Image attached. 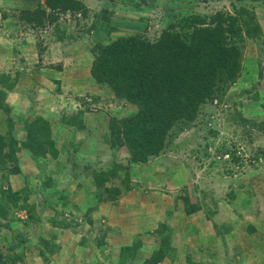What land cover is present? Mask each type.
I'll return each instance as SVG.
<instances>
[{
	"label": "rangeland",
	"instance_id": "374dc122",
	"mask_svg": "<svg viewBox=\"0 0 264 264\" xmlns=\"http://www.w3.org/2000/svg\"><path fill=\"white\" fill-rule=\"evenodd\" d=\"M242 5L262 33L235 39L237 79L196 120L176 123L159 155L131 163L128 148L113 144L110 122L138 107L94 80L98 47L134 34L155 40L169 26L187 36L195 17L211 24L216 13L238 14ZM58 7L0 0V78H9L0 83L8 95L0 108L4 117L17 108L20 141L24 121L56 123L63 149L56 161L22 149L18 174L12 161L0 165V202L13 219L11 227L0 222L1 264H155L164 247L157 264H264V0H66ZM61 64L67 80L52 95ZM2 189L19 190L22 207L13 208ZM21 237L30 241L11 250Z\"/></svg>",
	"mask_w": 264,
	"mask_h": 264
},
{
	"label": "trees",
	"instance_id": "16d2710c",
	"mask_svg": "<svg viewBox=\"0 0 264 264\" xmlns=\"http://www.w3.org/2000/svg\"><path fill=\"white\" fill-rule=\"evenodd\" d=\"M63 2L66 0H46L53 9L59 8ZM242 12L249 14L243 22ZM195 19L197 24L187 36L169 26L155 40L134 34L121 36L98 47L91 66L92 77L98 83H108L117 97L138 107L135 114L110 122L115 135L113 144L128 148L131 163H147L164 149L167 135L176 123L196 120L201 106L226 83L234 82L242 71L241 45L235 39L242 37L243 32L249 35L262 33L256 14L245 5L241 6L238 14L216 13L211 24H206L201 16ZM231 37L234 39L230 41ZM7 79L1 76L0 83ZM0 93V102H3L7 95ZM24 124L26 137L22 141L15 133L14 121H8L6 134L0 132V165L12 161L14 174L22 172L18 152L24 148L37 157L47 158V153L53 157L59 155L49 120L37 116L33 121H24ZM5 147H8L7 152ZM115 173L111 170L105 174ZM95 177L97 185L101 186L103 176L95 174ZM120 192L115 188L112 197ZM2 194L13 203V208L22 207L17 205L21 199L20 191L2 189ZM3 203L0 202V219L5 220L4 226L11 227V211ZM16 232L21 235L18 229ZM19 239L10 245L11 250L28 241ZM165 249H161L159 254L156 252L155 264L158 262L156 259L163 257ZM16 260L17 257L13 259Z\"/></svg>",
	"mask_w": 264,
	"mask_h": 264
},
{
	"label": "crops",
	"instance_id": "0c3cea01",
	"mask_svg": "<svg viewBox=\"0 0 264 264\" xmlns=\"http://www.w3.org/2000/svg\"><path fill=\"white\" fill-rule=\"evenodd\" d=\"M63 68H64V66L61 64V66H60V70H59V74H57V75H54L53 74V76L51 77V78H54L53 79V81H52V87L51 86H49L50 88H52L53 89V92H55V93H52V95H56V87H58L57 86V83L59 82V83H61V84H65V82H66V80H67V76H65L66 77V79H64V76L62 75V74H64V75H66V73L63 71ZM40 72V71H39ZM39 72H37V73H39ZM48 73H51L50 71H48ZM42 74V75H41ZM39 73V75L41 76L40 77V81H41V83H43L44 82V84L46 83V84H48V85H50V78H48V79H45V74H46V72H42V73ZM47 76V75H46ZM59 85V84H58ZM36 91H39V89H37V90H35V92ZM19 96H21V95H19ZM7 97H8V95H7ZM7 102H9L8 101V99H7ZM4 108H0V123H4V128H3V126H1L0 127V132L1 133H6L7 131H8V121L9 120H11V121H18V120H16V116L18 115V111H17V108H11V111H10V113H5V117H4V115H3V112H2V110H3ZM13 110V111H12ZM15 112V113H14ZM9 119V120H8ZM53 123H55V122H53ZM73 126H75V125H73ZM58 127H57V124L55 123V124H53V132H54V134H55V140H56V145H57V147L59 148V155H58V157H54L53 159L56 161V160H58V158L63 154V149H62V145H61V140H62V138L61 137H58V133H59V129H57ZM75 128H78V126H75ZM73 144H75V142L74 141H72L71 142V145H73ZM78 146V143H77V145H76V147ZM23 172H24V169H23ZM14 191H19V190H14ZM3 202H5V201H3ZM9 217H10V214H9ZM0 221H4L5 222V220L4 219H0ZM7 221V220H6ZM6 227V226H5ZM30 240L28 239V241L27 242H25V243H28ZM18 249H20V248H17V250ZM21 251V250H20ZM20 251H16V253H18L20 256H22L23 257V252H20Z\"/></svg>",
	"mask_w": 264,
	"mask_h": 264
}]
</instances>
